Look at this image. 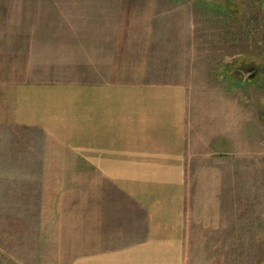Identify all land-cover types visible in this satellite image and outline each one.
<instances>
[{
	"label": "crops",
	"instance_id": "0c3cea01",
	"mask_svg": "<svg viewBox=\"0 0 264 264\" xmlns=\"http://www.w3.org/2000/svg\"><path fill=\"white\" fill-rule=\"evenodd\" d=\"M41 1L0 0V182L15 183L0 214L35 216L28 258L0 264H229L246 239L232 183L263 155L264 101L257 115L216 85L214 48L183 42L193 16L167 59L135 37L167 32L150 17L60 18Z\"/></svg>",
	"mask_w": 264,
	"mask_h": 264
},
{
	"label": "rangeland",
	"instance_id": "374dc122",
	"mask_svg": "<svg viewBox=\"0 0 264 264\" xmlns=\"http://www.w3.org/2000/svg\"><path fill=\"white\" fill-rule=\"evenodd\" d=\"M50 1L49 7L53 5L54 14L60 18L78 14H113L119 17V26H142L148 23L141 21L150 17L154 21L152 25L162 26V31L167 32L159 33V29L147 38L144 30L135 37L144 40L151 53L154 52L153 57L158 56L159 49H165L167 59H171L174 50V26L178 24L175 20L182 16L187 19L195 17L192 34L188 33L192 32L189 29L192 23H182L188 26L183 28L187 30L182 35L183 42L188 47L214 48L216 85L235 97L245 96L248 111L257 115L261 111L256 106L264 101V0H53L51 4ZM38 6L40 10H46V2L39 0ZM207 18L215 20L210 24L206 22ZM61 20L59 26L68 24ZM123 20L128 22L123 23ZM166 73L171 75L170 71ZM259 157L258 152L248 154L246 166L240 167L241 181L232 183V190L241 196L237 201L240 202L242 228L245 218L246 239L245 244L230 248L229 264H264V144L263 155L261 159ZM5 170L0 168V174L3 172L1 178H5ZM29 170L21 168L19 172L24 175ZM14 185L0 182V203L8 196L4 188ZM70 185L77 186L75 183ZM27 186L29 184H22L24 189ZM33 218L35 216L0 214V254L18 253L19 257L28 258V254L19 251L27 249L21 246L29 243L32 237L30 223ZM43 234L44 237L45 231ZM210 249L213 253L216 248Z\"/></svg>",
	"mask_w": 264,
	"mask_h": 264
}]
</instances>
